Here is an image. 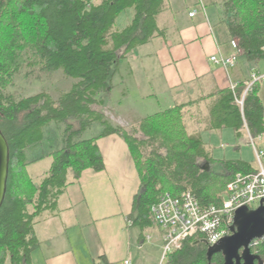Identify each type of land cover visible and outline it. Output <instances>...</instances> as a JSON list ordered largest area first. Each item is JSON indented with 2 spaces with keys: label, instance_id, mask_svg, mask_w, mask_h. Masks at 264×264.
<instances>
[{
  "label": "trees",
  "instance_id": "16d2710c",
  "mask_svg": "<svg viewBox=\"0 0 264 264\" xmlns=\"http://www.w3.org/2000/svg\"><path fill=\"white\" fill-rule=\"evenodd\" d=\"M166 1L0 0V130L10 148L8 189L0 210V264H33L41 245L37 220L57 209L83 172L105 170L97 144L102 138H122L135 161L140 185L129 220L142 242L148 232L158 230L163 236L152 208L166 194L191 192L201 206H219L237 175L256 173L253 164L241 159L215 158L202 136L188 135L182 111L215 97L209 131L228 129L237 138H261L258 146L264 150L259 83L246 94L247 84L239 83L129 129L96 109L109 104L120 61L165 36L157 19ZM220 5L231 42L238 43L241 56L256 71L264 60V0H222ZM127 11L132 20L119 29L118 19ZM25 69L38 80L62 72L75 82L57 101L48 93L17 100L8 90ZM45 159L53 160L51 168L36 184L25 171ZM210 248L201 236L188 239L163 264H208ZM251 249L264 264V241ZM212 264H224L223 255H215Z\"/></svg>",
  "mask_w": 264,
  "mask_h": 264
},
{
  "label": "crops",
  "instance_id": "0c3cea01",
  "mask_svg": "<svg viewBox=\"0 0 264 264\" xmlns=\"http://www.w3.org/2000/svg\"><path fill=\"white\" fill-rule=\"evenodd\" d=\"M222 17L221 5L213 0H167L157 19L159 28L166 30L165 36L137 48L125 61L137 63L135 67L140 64L145 67L150 73L151 89L158 94L166 93L167 104L172 101L187 104L233 85L247 84L255 66L245 57L240 56L236 66L230 69L211 61L212 57H228L233 52ZM137 51L141 54L135 60ZM150 97L154 98V94ZM215 100L214 97L207 102L211 105ZM109 119L123 128L135 126L121 117ZM97 144L105 170H87L72 184L77 187L80 201L65 226L60 228L53 223L62 218V212L75 211L73 200L70 197L65 200L68 188L59 199L57 209L45 212L37 220L35 231L41 245L32 255L33 264H124L130 256H133L132 264H151L144 263V259L138 261V248L143 252L147 244L152 245L148 255H156V264L157 257L163 253L158 230L147 233L151 241L142 242L140 230L129 220L140 185L129 146L116 135L102 138ZM239 146L235 150L240 155L224 159L251 163L240 153Z\"/></svg>",
  "mask_w": 264,
  "mask_h": 264
},
{
  "label": "rangeland",
  "instance_id": "374dc122",
  "mask_svg": "<svg viewBox=\"0 0 264 264\" xmlns=\"http://www.w3.org/2000/svg\"><path fill=\"white\" fill-rule=\"evenodd\" d=\"M213 1H216L219 4L222 2V0ZM132 17L133 14L131 11L123 13L118 19L117 26L119 29L125 28L132 20ZM137 52H139V54L137 53L138 56L135 55V60L140 58L141 51ZM136 64L137 63L133 64L130 61L128 62V60L125 61V59L122 60L118 74L114 78V89L109 104L106 108H96L99 111H103L108 118H111L112 116L121 117V119L123 118L125 121H130L134 125H138L140 119H143L142 117H147L157 111H166L171 107L179 105L177 101H172V104L171 102H169L170 104H167L169 99L166 93L158 94L157 91H153L150 85L152 84L151 78H149L150 73H148L145 70V67L141 64L139 67H135ZM256 68V72L259 71L264 73V60L259 62L258 67ZM27 72L28 70L25 69L24 72L16 78L14 86L8 90L17 100L41 93H48L57 101L62 92L69 91L75 82L74 80L67 78L62 72L50 76H43L40 80L37 79L36 75H27ZM259 85V96L264 106V81L259 83ZM151 94H154V98L150 97ZM144 95L145 98H143ZM211 105H209L208 102H204L200 105L195 104L182 111L188 135L195 137L202 136L207 143V149L212 151V154L217 158H229L232 156L235 157L234 155H240L235 150L236 146L240 145V153H242L243 157L257 168V159L254 150L249 146V140L247 137L237 138L235 133L228 129L223 131H209L208 120ZM259 143L260 141L258 140L257 145H259ZM52 161V159H45L36 163L28 167L25 174L30 177L34 183L38 184L50 170ZM216 169L220 170L221 168L217 166ZM76 188V186L70 185L67 191L68 195L65 196L66 201H68L69 197L73 200V203L76 205L75 211L73 213L68 211L62 212V218H59L53 223L56 226H60V228L67 224L68 220L71 219V216L78 209L77 201L79 202L80 199ZM33 211L34 210L31 208V212ZM40 230L43 231L42 228ZM151 250L152 245L150 244L146 245L143 252L138 248V261L140 262L144 259V263L155 264L156 255H153L152 253L149 254L150 256L148 255ZM162 254L163 253L157 257L156 264L164 263H162ZM129 259L133 261V256H130L128 260Z\"/></svg>",
  "mask_w": 264,
  "mask_h": 264
},
{
  "label": "built area",
  "instance_id": "2783aa9c",
  "mask_svg": "<svg viewBox=\"0 0 264 264\" xmlns=\"http://www.w3.org/2000/svg\"><path fill=\"white\" fill-rule=\"evenodd\" d=\"M194 15L195 13L191 14ZM231 45L233 52L230 56L212 57L211 61L226 69L236 66L241 50L237 42L232 41ZM263 81L264 74L253 71L245 94L255 83ZM235 87L236 85H233L232 89ZM239 103L243 105V101ZM258 140L261 141V138L254 139L249 135V145L254 150L258 164L256 173L237 175L228 185L221 205L203 207L191 192H183L178 197L168 193L153 206L155 222L164 232L162 263L169 254L180 250L188 239L201 236L211 247L218 244L232 234L237 210L242 207L257 209L264 201V150L257 145ZM151 240L152 237L147 236V241ZM261 241H264V238L254 241L251 248ZM124 264H132V261L126 260Z\"/></svg>",
  "mask_w": 264,
  "mask_h": 264
},
{
  "label": "water",
  "instance_id": "95a60500",
  "mask_svg": "<svg viewBox=\"0 0 264 264\" xmlns=\"http://www.w3.org/2000/svg\"><path fill=\"white\" fill-rule=\"evenodd\" d=\"M10 174V148L0 130V210L4 204ZM264 238V201L257 209L242 207L235 214L232 234L212 246L208 253V264L217 254H222L224 264H262L259 255L252 252L254 241Z\"/></svg>",
  "mask_w": 264,
  "mask_h": 264
}]
</instances>
